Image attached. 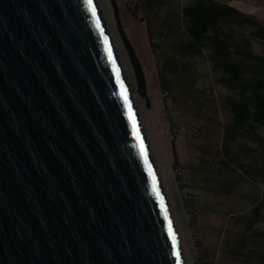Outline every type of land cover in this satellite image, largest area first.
Masks as SVG:
<instances>
[{"label": "water", "instance_id": "water-1", "mask_svg": "<svg viewBox=\"0 0 264 264\" xmlns=\"http://www.w3.org/2000/svg\"><path fill=\"white\" fill-rule=\"evenodd\" d=\"M0 0V264H187L109 0Z\"/></svg>", "mask_w": 264, "mask_h": 264}, {"label": "trees", "instance_id": "trees-1", "mask_svg": "<svg viewBox=\"0 0 264 264\" xmlns=\"http://www.w3.org/2000/svg\"><path fill=\"white\" fill-rule=\"evenodd\" d=\"M134 6L147 15L163 91L180 89L204 114V104H213L225 116L219 147L206 144L203 164L212 168L224 194H234L244 181L255 188L252 210L237 218L243 228L231 253L241 264H264V231L255 228L264 221V193L257 190L264 186V54L253 49L254 42L264 45V22L227 0H188L176 11L173 0H135ZM201 59L227 91L225 97L209 98L207 90L196 88L194 62ZM208 259L204 254L200 264H211Z\"/></svg>", "mask_w": 264, "mask_h": 264}, {"label": "rangeland", "instance_id": "rangeland-1", "mask_svg": "<svg viewBox=\"0 0 264 264\" xmlns=\"http://www.w3.org/2000/svg\"><path fill=\"white\" fill-rule=\"evenodd\" d=\"M173 1L176 11L188 0ZM227 1L264 22V0ZM117 3L123 27L147 78L151 107H144L141 118L177 222L186 263L200 264L203 255L208 254L211 264H241L240 258L231 253V248L243 228L237 218L252 210L251 197L255 188L244 181L234 194H224L216 187L217 178L213 176L212 168L208 170L203 164L208 157L206 144L219 147L220 125L225 116L218 114L213 104H204V114L196 99L184 96L180 89L169 95L163 91L156 54L148 34L147 15L134 6L135 0H117ZM123 48L126 52L124 44ZM253 49L264 54V45L258 42L253 43ZM126 56L128 58L127 52ZM194 68L199 74L196 88L207 90V97L217 100L227 95L206 60H196ZM257 188L264 193V186ZM255 228L264 231V221L258 222Z\"/></svg>", "mask_w": 264, "mask_h": 264}, {"label": "bare ground", "instance_id": "bare-ground-1", "mask_svg": "<svg viewBox=\"0 0 264 264\" xmlns=\"http://www.w3.org/2000/svg\"><path fill=\"white\" fill-rule=\"evenodd\" d=\"M100 1V4H101V7L103 9V12L106 16V20H107V23H108V26H109V30L113 36V40L116 44V47L118 49V52L120 54V58L122 60V63L125 67V69L127 70L128 74H129V77L132 81V83L134 82V77H133V73H132V67H131V64H130V60H128L129 58H127L126 56V52L123 48V43L119 37V34L117 32V29H116V25H115V18H114V14H113V10L111 8V4L109 3L108 0H99ZM140 104V108H141V117L144 116L143 115V112H144V103L143 101L141 100L139 102ZM143 118V117H142ZM185 254V253H184Z\"/></svg>", "mask_w": 264, "mask_h": 264}]
</instances>
